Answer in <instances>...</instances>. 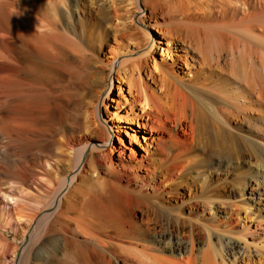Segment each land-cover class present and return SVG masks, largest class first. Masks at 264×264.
I'll return each mask as SVG.
<instances>
[{
    "label": "bare ground",
    "instance_id": "bare-ground-1",
    "mask_svg": "<svg viewBox=\"0 0 264 264\" xmlns=\"http://www.w3.org/2000/svg\"><path fill=\"white\" fill-rule=\"evenodd\" d=\"M53 1L0 0V137L27 151L36 179L58 174L60 188L53 211L30 217L19 252L0 241V258L10 251L11 264H31L38 243L39 260L59 254L61 264H264V245L232 225L240 209L264 219V0H143L166 47L161 60L150 62L149 49L130 64L115 62L120 45L103 61L102 39L145 46L147 32L111 35L98 6L101 31L88 36ZM114 77L131 98L107 126L99 98ZM138 118L156 132L155 157L121 147L117 122ZM235 161L239 175L228 179Z\"/></svg>",
    "mask_w": 264,
    "mask_h": 264
},
{
    "label": "rangeland",
    "instance_id": "rangeland-1",
    "mask_svg": "<svg viewBox=\"0 0 264 264\" xmlns=\"http://www.w3.org/2000/svg\"><path fill=\"white\" fill-rule=\"evenodd\" d=\"M10 1V0H9ZM31 3L34 0H27ZM47 1V0H46ZM57 3V10L55 14L57 17H63L70 23L74 20L83 19V32L85 35L90 36L91 34H99L101 31L102 14H98V6H103L105 14L112 18V21L109 24H105L110 31V34L113 35L117 30H122L128 35L131 33H136V36H139L143 31L147 32L150 36L149 45L142 46L140 40L137 38L129 37H118V40H114L113 36L102 39V45L100 47V58L106 62V59L111 60V48L112 46H121V53L116 57L115 62L126 61V64H130L133 60L138 57H144V52L150 49L152 62L153 58L161 60V51L166 47L165 40L162 39L157 31V28L153 27L151 19L148 17L150 14L149 9H146L143 5V0H56L53 1ZM51 2H46L44 5H47ZM138 4L140 9L135 7V4ZM93 7L94 12L93 19L88 18L90 13V7ZM91 7V8H92ZM85 15V16H84ZM84 17V18H83ZM156 40H154V38ZM7 68L6 60H0V72L5 74ZM111 68V69H110ZM109 70L113 73V76H117L116 70L112 69L109 66ZM68 77L67 74H65ZM114 84L111 86L109 95L105 92L99 98V108H100V118L103 123L107 126H111L112 114L118 109L123 113L128 110L127 97L131 98V95L128 93V87L124 80L120 83L117 81V78L114 77ZM119 80V79H118ZM120 83V89L117 87ZM111 81H107V86L110 88ZM136 113H139V109L136 108ZM138 123L135 122H117L123 126V138L125 141L124 145H121L122 148L126 149V156L130 153L131 148L134 147L145 156L151 155L155 157L156 154V145L153 141V137L156 135V132H150L149 128L144 125L145 119L138 118ZM126 131V132H125ZM136 134L139 140V143H136L134 140H130L131 136ZM29 154L23 148L14 149L11 148L7 142L6 138L0 137V241H4L7 244L14 245V251L19 252L21 245L23 244V238L26 239L28 228L35 225L33 219L30 217H35L37 219L43 218V215L47 212L53 211L54 206L50 207V201L54 194L60 190L56 180L58 174L47 175L46 179H36L32 176V173L28 172V167L25 165L26 157ZM116 156V155H115ZM228 167V179H236L238 170L236 169V161L230 164ZM242 170H245L248 165L242 164ZM27 169V172H26ZM62 167L60 168V170ZM227 171L222 169V172ZM188 179L192 180L195 176L188 175ZM218 180V178H217ZM199 182V181H198ZM197 183V182H196ZM194 187H192L193 189ZM67 191L63 187L62 191L59 194V197L62 198L63 194ZM246 188L242 187L241 193H245ZM7 193L12 195V197L18 199L16 201L7 202L3 198V194ZM53 193V194H52ZM58 196V195H57ZM8 206V207H6ZM50 207V208H48ZM246 206H243V208ZM224 209L221 208L219 216L223 219H230L227 215L225 216L222 212ZM22 210L25 213V217L28 219L18 221L16 219L17 214L15 212ZM233 217L237 220L232 224L233 226L237 225V231L241 232L238 236L245 237L249 242L253 243L254 246L258 244L264 245V219L260 220L252 209H240L236 210L233 213ZM232 220V221H233ZM231 225V226H232ZM38 243L32 247L31 256L36 258L31 264H61V256L58 254L54 255L48 260H39L43 259L42 250L37 252L36 247ZM10 251L4 253L2 258H0V264H11L12 254Z\"/></svg>",
    "mask_w": 264,
    "mask_h": 264
}]
</instances>
